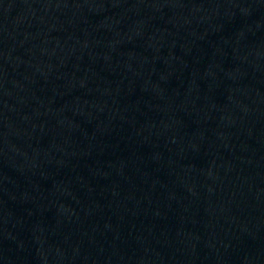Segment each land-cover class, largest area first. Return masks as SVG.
<instances>
[{"label": "water", "instance_id": "obj_1", "mask_svg": "<svg viewBox=\"0 0 264 264\" xmlns=\"http://www.w3.org/2000/svg\"><path fill=\"white\" fill-rule=\"evenodd\" d=\"M0 264H264V0H0Z\"/></svg>", "mask_w": 264, "mask_h": 264}]
</instances>
